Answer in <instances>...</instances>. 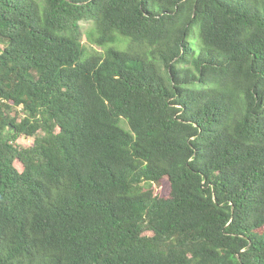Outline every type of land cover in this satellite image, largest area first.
Masks as SVG:
<instances>
[{
  "label": "trees",
  "instance_id": "trees-1",
  "mask_svg": "<svg viewBox=\"0 0 264 264\" xmlns=\"http://www.w3.org/2000/svg\"><path fill=\"white\" fill-rule=\"evenodd\" d=\"M0 264H264V0H0Z\"/></svg>",
  "mask_w": 264,
  "mask_h": 264
},
{
  "label": "rangeland",
  "instance_id": "rangeland-1",
  "mask_svg": "<svg viewBox=\"0 0 264 264\" xmlns=\"http://www.w3.org/2000/svg\"><path fill=\"white\" fill-rule=\"evenodd\" d=\"M82 25H83L85 31H87V32L92 28V23H90V22H83ZM87 44H88L89 47H94V48H97V49H101V47H99L96 44H93L92 42H90L88 40H87ZM12 113H13V115H15L16 114V109H14L12 111ZM33 142H34V138L33 137H21V138L18 139V143H20L23 146H29V145L33 144ZM16 166H17V168L19 170L23 169V166H22V164L19 161L16 162ZM154 188H156V191L161 196H168L170 191H171L170 183H169L168 180H163L160 183L154 184Z\"/></svg>",
  "mask_w": 264,
  "mask_h": 264
}]
</instances>
